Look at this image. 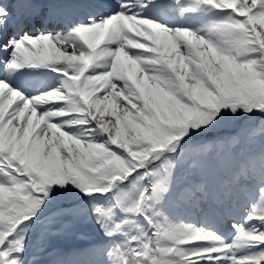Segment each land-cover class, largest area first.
Segmentation results:
<instances>
[{
	"label": "snow or ice",
	"instance_id": "snow-or-ice-1",
	"mask_svg": "<svg viewBox=\"0 0 264 264\" xmlns=\"http://www.w3.org/2000/svg\"><path fill=\"white\" fill-rule=\"evenodd\" d=\"M0 264H264V0H0Z\"/></svg>",
	"mask_w": 264,
	"mask_h": 264
}]
</instances>
